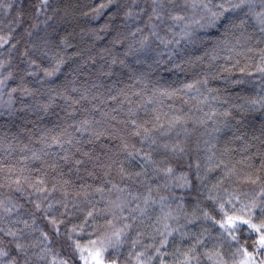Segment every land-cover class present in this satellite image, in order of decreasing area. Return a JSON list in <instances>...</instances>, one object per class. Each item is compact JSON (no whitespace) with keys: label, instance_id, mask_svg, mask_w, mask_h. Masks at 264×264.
I'll use <instances>...</instances> for the list:
<instances>
[{"label":"trees","instance_id":"16d2710c","mask_svg":"<svg viewBox=\"0 0 264 264\" xmlns=\"http://www.w3.org/2000/svg\"><path fill=\"white\" fill-rule=\"evenodd\" d=\"M9 2L0 8V35L11 33L0 46V201L13 209L0 208L4 264H94L97 250L104 264H183L186 254L192 264H264L259 233L239 225L229 235L218 223L264 220L245 207L264 200V33L249 8L210 28L196 23L207 0ZM262 10L254 0L252 12Z\"/></svg>","mask_w":264,"mask_h":264},{"label":"snow or ice","instance_id":"6c2138e0","mask_svg":"<svg viewBox=\"0 0 264 264\" xmlns=\"http://www.w3.org/2000/svg\"><path fill=\"white\" fill-rule=\"evenodd\" d=\"M42 5H47L48 4V0H40ZM110 2H113V0H110ZM155 2V0H154ZM254 3V0H219L218 3L213 4L212 0H207V2H201L199 7H201L205 13L204 16L201 17L202 21H205V23H201V21H196L197 24L200 25V27H210V28H215L217 26V24L223 19L225 18V14L229 13V12H236L239 9H243L244 7H248L249 8V12L247 14H250L253 16V18L256 20L257 24L259 25V31L261 33H264V10L260 11V12H252V4ZM261 3L264 4V0H261ZM194 7L197 5H193ZM12 7V3H8V4H4V0H0V8H11ZM102 7H107V5H102ZM153 12H156V9H153ZM246 14V15H247ZM128 15H131V12L128 13ZM157 19H159V15L157 14ZM173 19H183V17H173ZM16 23H19V17H17ZM245 24L244 20H240L239 25L234 24L231 20H229V25L232 27H241ZM139 31V29H138ZM28 35H31V33L29 32ZM11 33H9V35L7 36H3L0 35V46H3L4 44H8L9 43V39H10ZM13 47H15V45H13ZM262 60H264V56H262ZM31 64H36V61H30ZM64 63L63 59H58L56 60L55 65L51 68H45L42 69L43 74L45 77H51L56 75L57 72L60 71V66ZM113 63H116L115 60H113ZM122 63V62H121ZM0 67H3L2 64H0ZM259 71H261L262 73H264V67L260 68ZM30 75H36L35 72L29 73ZM204 83H207V81L205 80ZM4 81L0 80V85H3ZM186 87L191 88L193 87V85H186ZM11 91L15 92L16 89H12ZM25 92H27V94H31L30 92L27 91V89H25ZM113 99H115V97H113ZM75 103H79V101H75ZM253 103H259V101H254ZM47 105L45 106V109H47ZM225 115H228V113H225ZM89 123L88 120H84L81 122V127H83L84 125H87ZM133 124H135V121H132ZM81 130L80 128L77 129V131ZM136 135H139V132L135 133ZM53 142L59 144L61 141L59 138L57 137H53ZM68 143H71V140L68 141ZM181 151H183V149H181ZM34 158L39 159V157H36L35 154ZM87 155V154H86ZM65 160H67V156L64 157ZM77 164L81 163V161L77 160L76 161ZM219 165H217L218 167ZM261 169H264V158H262L261 160V164H260ZM167 172L171 173L172 169L169 168L167 169ZM249 179L251 180V182L253 184H255L258 180H260V177H256V179H252L251 177H249ZM17 184L20 183L19 179L16 181ZM40 185H43V181H39L38 182ZM35 187V185H34ZM19 190V189H18ZM44 189L37 187V191H43ZM260 196H264V188L261 189V192L259 194ZM37 208L40 207L39 204L36 205ZM49 207H51V205H49ZM221 207V211H223V205L220 206ZM249 211H248V215L251 216L252 215V210L253 209H259L260 213L262 215H264V200L257 202L256 200H253L250 202V204L245 206ZM0 208L3 209V211L5 213H11L13 211V209L11 207H7L4 205V203L2 201H0ZM89 215H91V213H89ZM22 223L24 224V226L27 228L28 222L27 221H22ZM51 223L53 225L56 224L55 219H53L51 221ZM218 223H220L221 227L225 229V231H227L229 233V235L232 234V230L237 228L239 225H246L248 228H250L252 231L259 233V238L257 240L256 243L259 244V247L261 249H264V220L261 221L260 225H257L255 223H252L250 219H245L243 216H230V215H225V219L223 222L218 221ZM127 227V225H126ZM0 231H3V229H0ZM22 230H17V231H13L11 229L8 230L7 235L12 236V237H18L20 235V232ZM58 231V229H57ZM45 235V239L47 238V235ZM114 236H116L117 238H119L120 236V232H116L113 234ZM232 239H236V237L233 235ZM16 249L20 252H24L25 251V246L22 243L17 242L16 243ZM77 247H79V245H77ZM190 253H194L195 252V247H193L192 249L189 250ZM245 254L248 256H252V253H247L245 251ZM205 255L208 256L209 259H212V254L209 253H205ZM89 256L91 257V259L94 261V264H104L103 259H101L102 257V251L101 250H97L95 253L90 252ZM9 257V252L8 251H4L2 248H0V264H4V260L3 258H7ZM82 259H84V257H81ZM197 259V257L192 254H186L185 255V260L183 261V264H192V261ZM7 264H18V261L16 260V258H9ZM61 264H67V261H62ZM87 264V262H86ZM110 264H116L115 261H111ZM243 264H248V261H244Z\"/></svg>","mask_w":264,"mask_h":264},{"label":"rangeland","instance_id":"374dc122","mask_svg":"<svg viewBox=\"0 0 264 264\" xmlns=\"http://www.w3.org/2000/svg\"><path fill=\"white\" fill-rule=\"evenodd\" d=\"M243 264V263H242Z\"/></svg>","mask_w":264,"mask_h":264}]
</instances>
